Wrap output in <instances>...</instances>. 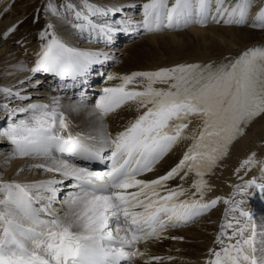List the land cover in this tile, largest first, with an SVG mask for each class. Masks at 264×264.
I'll list each match as a JSON object with an SVG mask.
<instances>
[{
	"label": "snow or ice",
	"instance_id": "6c2138e0",
	"mask_svg": "<svg viewBox=\"0 0 264 264\" xmlns=\"http://www.w3.org/2000/svg\"><path fill=\"white\" fill-rule=\"evenodd\" d=\"M129 7L141 9L140 20L126 15ZM46 14L56 20L40 32L32 66L13 65L15 73L32 75L0 85V112L10 121L0 138L9 143L4 164L39 161L18 175L29 168L51 175L4 181L0 174V264H132L147 255L139 245L169 239L163 234L195 223L219 203L228 207L205 264H264V217L258 223L247 209L250 196L264 197V160L251 153L235 170L240 183L230 196L205 199L212 191L205 177L264 121V46L208 62L107 75L118 83L90 91L97 66L113 59L119 34L210 24L264 30V0H50ZM15 30L10 26L0 39ZM79 40L104 47L82 48ZM38 73L58 81L57 94L27 90L29 84L39 90ZM124 109L131 117L109 131L107 120ZM68 112L83 113V127ZM181 145L182 155L151 176ZM257 166L259 176L246 180ZM190 176L195 179L185 187ZM171 259L150 256L144 264Z\"/></svg>",
	"mask_w": 264,
	"mask_h": 264
},
{
	"label": "bare ground",
	"instance_id": "6f19581e",
	"mask_svg": "<svg viewBox=\"0 0 264 264\" xmlns=\"http://www.w3.org/2000/svg\"><path fill=\"white\" fill-rule=\"evenodd\" d=\"M28 1L32 2L31 0ZM12 2L13 0H0V33L10 26H16V30L7 39H0V45L3 47L1 56L3 62L0 64V66H3L0 67V85L2 86H12L16 84L18 79L31 76V73H15L13 65L25 63L29 67L32 66L31 62L35 60L36 54L40 49L39 32L32 34L28 25H26L23 30L18 31V27L22 25L21 18L25 16V11L28 6L25 7L20 4L14 5ZM100 2L112 3L115 5H140L145 2V0H100ZM28 3L27 5H31ZM6 9H8L7 12H9L8 14L6 13L7 15L5 14ZM132 9V7L127 8L126 14H131ZM45 18L46 20L44 19V22L41 21V24H38V26H46L47 22L56 20V18L52 16ZM24 22H26V20ZM35 26L38 27L37 25ZM22 31L23 33H21ZM121 39L126 38L121 35L118 41ZM130 41L131 40H126L124 43L128 44H125L119 49L116 45L111 46L110 50L113 59L110 60L109 63L111 65V70L115 69L113 75L127 74L134 70H153L160 66H172L177 63L189 62L190 60L208 62L209 60H218L224 55L235 57L253 46H264V30L252 29L247 26L235 27L210 24L205 28L199 25H192L186 29H180L174 32L144 34L142 40L139 41L137 39ZM75 42L82 48H103L101 44L95 45L86 40ZM34 80L39 82L38 91L35 90L38 85L29 84L26 86L27 90L31 92L33 96L48 97L57 94L49 89L45 82V77L36 75ZM117 82L118 81H111V84H116ZM41 85L43 86L41 87ZM97 88H99V86H97ZM70 102L71 101L68 100L65 101L66 104ZM67 114L75 125L83 127L85 123V116L83 113L68 112ZM131 115L132 113L128 109L113 114L107 120L109 125L108 128L115 132L131 117ZM1 120L9 121L5 119V114L3 112H0V121ZM1 144H5L6 149L8 148V142H0V145ZM185 147V145H181L169 154V156L161 162L158 167L159 171L156 174L163 173L165 169L172 165L182 155V151ZM0 150V167L4 173V180L35 181L46 179L51 175H44L39 170L31 168L18 175V170L23 168L26 164L37 163L39 161L20 158L22 162L17 160L13 161L11 164H4L3 161L8 156V153L2 152V149ZM253 152L256 153L257 160H264V121H258L253 124L246 131L245 135L234 142V144L230 146L229 155L219 163L211 175L205 177L209 184H214L216 186L213 190L214 193H222L230 189L232 182L237 178L235 170L239 167L240 163ZM254 170L255 168H253L249 174H253ZM150 175L153 176L154 174ZM193 179H195V177L190 176L188 182L185 183L184 186L188 187ZM177 183H180V181L177 180L172 182L173 185ZM220 215V210L215 209L208 217H204L193 226L178 231H172L171 233L169 232L171 236L166 233L165 236L169 237V239L147 242L141 246L140 250L143 249L147 253V256L166 257L167 255H173V259L166 262L162 260L160 264H204L209 257V250L213 244L215 231L222 223ZM172 236L182 237L183 239L178 238L176 242H172L170 238ZM195 238L199 239V242L196 244L198 247L196 248L183 243L185 240ZM176 255L179 259H176ZM136 262L135 264H143L138 261Z\"/></svg>",
	"mask_w": 264,
	"mask_h": 264
},
{
	"label": "rangeland",
	"instance_id": "374dc122",
	"mask_svg": "<svg viewBox=\"0 0 264 264\" xmlns=\"http://www.w3.org/2000/svg\"><path fill=\"white\" fill-rule=\"evenodd\" d=\"M32 2H30V1H28V0H13V4L15 5V4H20V5H23V6H25V7H29V9H28V7H27V9H26V11H25V16L23 17V18H21V20H22V25H20L19 27H18V31L19 30H23L25 27H26V25H28V27H29V29H30V31H31V33L33 34V33H37V32H41L42 31V29L45 27V26H43V25H40V26H38V24H41V21H43L44 22V19L46 20V18L45 17H49L50 15H48V14H46V5L50 2L49 0H31ZM29 2V3H28ZM40 2V3H39ZM116 2H118V1H116ZM27 3L28 4H31V5H27ZM7 10L8 9H6L5 11V14L7 13H9V12H7ZM6 14V15H7ZM46 15V16H45ZM5 17H7V16H5ZM26 20V22H24ZM38 22V23H37ZM34 23H37V24H34ZM20 24V23H19ZM35 25H37L38 27H36ZM236 27V26H235ZM21 33H23V31L21 32ZM142 39H143V37H142ZM142 39H138L139 41L140 40H142ZM122 40V41H121ZM121 40H119V43L116 45V47L119 49L120 47H122V46H124L125 44H128V43H124L125 41H123V40H126V39H121ZM40 42V41H39ZM131 42V41H130ZM2 45H0V64L3 62V59H2ZM189 62H199V60H190ZM0 67H3V66H0ZM32 75V74H31ZM36 77V76H35ZM34 77V78H35ZM34 85H36V84H34ZM43 85H41V87H42ZM5 123V122H4ZM74 123V122H73ZM1 151V150H0ZM2 152H4V153H8V151H2ZM22 159H24V160H26L25 158H22ZM17 160H20V158H15V159H12L8 164H11V163H13V161H17ZM21 162H22V160H20ZM0 174H4L3 172H2V168L0 167ZM12 180H14V179H12ZM4 181H8V179H6V180H4ZM19 181H22V180H19ZM170 236H171V234H170ZM172 242H176V239H175V241L174 240H172ZM199 242V239L198 238H195V239H188V240H185V241H183V243L184 244H186V245H191V246H193V248H196V247H198L196 244ZM179 259V257L176 255V259Z\"/></svg>",
	"mask_w": 264,
	"mask_h": 264
}]
</instances>
